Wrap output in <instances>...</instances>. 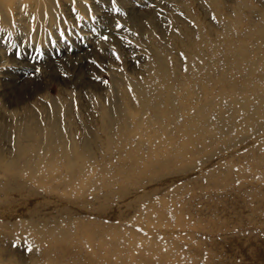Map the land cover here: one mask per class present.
Listing matches in <instances>:
<instances>
[{"label":"rangeland","instance_id":"rangeland-1","mask_svg":"<svg viewBox=\"0 0 264 264\" xmlns=\"http://www.w3.org/2000/svg\"><path fill=\"white\" fill-rule=\"evenodd\" d=\"M263 142L264 0H0V264L207 262L190 177Z\"/></svg>","mask_w":264,"mask_h":264},{"label":"bare ground","instance_id":"bare-ground-1","mask_svg":"<svg viewBox=\"0 0 264 264\" xmlns=\"http://www.w3.org/2000/svg\"><path fill=\"white\" fill-rule=\"evenodd\" d=\"M185 39L188 40V37L186 36ZM102 124L104 125L103 130L106 132V118H102ZM197 151L198 148L194 152L198 153ZM194 156L197 157L195 153ZM251 165L255 169L256 164L253 162ZM5 168L11 181H16L15 166L11 164ZM166 168V165L153 168L151 176L160 175L161 171ZM202 168L198 175L190 177V184H199L198 186L204 187L206 192L197 222L199 224L204 222L207 225L198 229L203 240L198 242L197 249L205 252L211 259L203 263L194 251L188 250L186 254L192 258L193 264H264V187L252 185L253 174H241L237 180L233 177L231 181L221 185V176L228 170L219 165L205 173V169ZM259 176L257 180L264 184V172L259 173ZM190 198L189 204L198 197L192 195ZM212 206L217 208L212 213H208L207 210L213 208ZM42 220L43 218L40 217L28 221L30 227L38 229L39 242L51 234L40 229ZM218 221H221V225H218ZM91 223L96 224L94 221ZM92 239L91 237L89 241L91 242ZM38 247L40 250H37ZM38 247L36 249L40 253L38 254L44 257L47 253L55 251L58 243L52 241L48 251L39 245ZM105 257L104 259H106ZM143 259L144 257L141 260ZM144 261L146 264H152L148 259H144ZM50 264H54V262L51 261ZM159 264L170 263L164 257L159 261Z\"/></svg>","mask_w":264,"mask_h":264},{"label":"snow or ice","instance_id":"snow-or-ice-1","mask_svg":"<svg viewBox=\"0 0 264 264\" xmlns=\"http://www.w3.org/2000/svg\"><path fill=\"white\" fill-rule=\"evenodd\" d=\"M102 39H104V40H107V39H108V37H106V36H105V37H102ZM37 71H38V70H37Z\"/></svg>","mask_w":264,"mask_h":264}]
</instances>
